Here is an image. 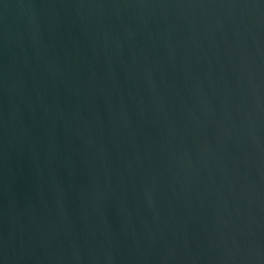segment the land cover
Here are the masks:
<instances>
[{
  "label": "water",
  "instance_id": "95a60500",
  "mask_svg": "<svg viewBox=\"0 0 264 264\" xmlns=\"http://www.w3.org/2000/svg\"><path fill=\"white\" fill-rule=\"evenodd\" d=\"M0 264H264V0H0Z\"/></svg>",
  "mask_w": 264,
  "mask_h": 264
}]
</instances>
